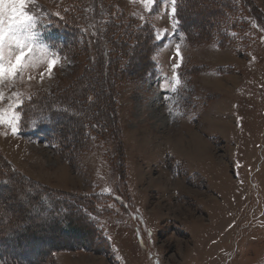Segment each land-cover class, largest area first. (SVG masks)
Masks as SVG:
<instances>
[{
  "label": "rangeland",
  "instance_id": "rangeland-1",
  "mask_svg": "<svg viewBox=\"0 0 264 264\" xmlns=\"http://www.w3.org/2000/svg\"><path fill=\"white\" fill-rule=\"evenodd\" d=\"M247 1L254 2L262 18L255 22L241 6L232 29L231 23L220 22L224 47L210 40L189 43L173 24L177 19L168 0H157L151 10L141 0H35L29 5L40 16L38 43L48 45L59 62L50 76L43 60L13 86H0V109L6 118L11 111L20 117L15 133L0 123V182L16 176L22 184L27 178L56 190L101 194L94 220L110 244L106 253L56 251L44 264H264V0ZM189 12L192 25L211 23L202 19L200 9ZM118 19H124L116 23L127 40L136 30L127 28L130 21L150 33L143 36L144 46L141 42L120 54L111 82L109 73L100 76L95 65L108 58L104 35ZM71 20L83 40L79 46H72L55 22ZM195 34L194 42L210 38L209 32ZM96 51L105 55L98 57ZM174 63L180 67L174 69ZM91 76L99 78L95 93L115 96L111 110L122 123L127 159L104 137L71 165L44 134L25 135L19 128L35 117L29 105L35 100L66 103L72 115L82 112L83 102L68 98ZM63 117L70 116L58 119ZM118 160L124 166L127 161V183ZM0 191L5 199L0 218L11 205L27 203L16 190ZM34 213L13 217L8 227L22 233L24 223L39 222ZM44 240L23 243L21 256L29 259L50 245L51 234ZM11 244H16L13 239L2 246L9 250ZM3 254L0 262L14 264Z\"/></svg>",
  "mask_w": 264,
  "mask_h": 264
},
{
  "label": "trees",
  "instance_id": "trees-1",
  "mask_svg": "<svg viewBox=\"0 0 264 264\" xmlns=\"http://www.w3.org/2000/svg\"><path fill=\"white\" fill-rule=\"evenodd\" d=\"M241 6L243 10L250 12L255 22L258 23L261 20V11L258 10L253 1L248 2L247 0H217V4L214 3V0H204L203 3L199 4H197V0H178V11L175 18L177 19L179 30L186 36L189 43L195 44L210 40L216 43L218 41V45L224 47L226 42L224 41L225 38L220 34L221 30L219 23L229 22L232 24V29L234 25L233 22L236 20L235 16L239 14ZM193 7L194 9H200V16L202 19L210 20L211 23L207 24L205 27H202L204 24L199 26L192 25V15L189 10ZM232 18L233 20L230 21ZM49 21L51 22L52 20H47L48 23H50ZM123 21L124 19H118L115 20V23L107 25V33L104 35V39L108 45L106 49V56H108V58L99 59L96 61L95 65L100 72V76L105 77V74L107 75V72L109 73V80H111V82L116 80L118 75L115 69L117 68L116 65L119 62L120 54L126 53L127 50L132 52V48L139 47L141 42L144 46L147 38V34H145L148 32V30L146 31L147 28L141 26L137 28L136 25L130 21L127 23L128 26L126 25L127 28L130 27L136 30H134L131 39H125V29L123 25H120V27L124 29V32H120L116 23ZM55 22L57 26L60 27V32L65 34L66 39H69V43H73L72 46H79L81 44L83 40H79L76 36V24L73 23L72 20L64 21L63 23L59 21ZM69 30L75 35L68 36ZM198 32L201 34L209 32L210 38L194 42L195 33ZM201 37H203V35H201ZM95 46L97 48V45ZM129 53L126 55L129 56ZM100 55L104 56L105 54H103V52L100 54L96 51V56L100 57ZM147 61L150 64L152 63L150 57H148ZM140 71L139 73L136 72L138 75L135 74V78H138L144 72L142 70ZM98 82L99 78L93 79L91 76L86 85L82 83L81 88L77 91L75 90V93H71V96H69V103L74 104L78 101L83 102L82 105L84 110L81 109L82 112H78V114L77 112H73V115L70 114V109L65 105L66 103L60 106V103L55 105V102L49 105L43 102L42 104H35L36 100L29 102L35 117L30 122L22 124L21 128H19L20 132L25 135L34 131L41 132L46 136L47 141L55 145V151L64 156L71 165L75 164L79 156L83 153L92 150L91 148L100 140H103L104 137H108L109 140L112 139L110 141H113L116 153L119 154L122 150L123 156L125 155L127 159V151H125L122 140V123L120 117L118 121L114 111L111 110L115 96L110 97V95L105 96L95 93ZM105 85L109 87L112 86L107 83ZM88 95H91L92 98L87 101ZM62 98L64 97L62 96ZM71 108L73 109V107ZM85 109L88 111H85ZM60 115H69L70 117L69 119H64V117L58 119ZM70 119L75 121L77 124L76 127L72 128L74 125L71 126L73 121ZM115 132L120 135V146L115 144L117 139ZM116 167L119 174L123 176L125 174V181L127 183V161H125L124 166L123 163L118 160ZM2 170L6 171L5 168H2L1 171ZM6 173L9 172L6 171ZM4 179L6 182H0V190L2 187H5V189L11 188L13 191H18L17 194L23 195V197L26 198L25 200H27V203L24 204L11 205L7 215H5L2 210L4 216L0 218V252L4 253V257L9 262H13L14 264H44L49 256L60 250L84 249L105 253L108 252L107 250H110L108 240L98 229L94 220V216L100 213L99 204L103 198L101 194L94 193L84 195L56 190L27 178H24L25 184H22L20 180H17L18 178L16 176ZM4 201V196H2L0 191V210L3 208L2 204ZM32 211H35L33 217L39 219L38 223L36 220V223H24V231L22 233L8 227L13 217H28L31 216ZM42 213L44 215L43 217L41 216ZM8 216H10V218ZM61 226H64V228ZM46 233L51 234L52 243H50V245L47 244L44 249L37 252L33 257L29 259L23 258L21 253H24V249L20 248L21 245L29 240L44 243L46 242L44 240ZM78 234L80 237L75 238ZM12 239L16 244H11L9 250L7 247L5 248L2 246ZM99 247H105V249L102 250Z\"/></svg>",
  "mask_w": 264,
  "mask_h": 264
},
{
  "label": "snow or ice",
  "instance_id": "snow-or-ice-1",
  "mask_svg": "<svg viewBox=\"0 0 264 264\" xmlns=\"http://www.w3.org/2000/svg\"><path fill=\"white\" fill-rule=\"evenodd\" d=\"M141 2L151 10L157 0H141ZM168 2L171 4V14L175 18L178 11V0H168ZM34 3L35 0H0V86L5 85L6 82L9 86H13L16 79L22 78L29 67H34L43 60L47 61L46 71L50 76L54 66L59 62L56 54L50 52L48 45L38 43L37 28L40 16L29 8V5ZM176 23L177 21L174 19V26ZM166 34L167 30H165ZM157 39H162V37L157 34ZM179 53L180 48L177 45V55L180 61H183V56H180ZM173 67L174 69L179 68L180 64L174 63ZM41 79H43V73ZM179 83L180 79L177 74L176 84ZM175 90L173 88V91ZM18 95V93L12 94L13 97ZM3 99L4 95L0 92V101ZM29 99L31 98L29 97ZM9 107L12 109L14 106L10 104ZM19 118L16 111H11V114L6 118L4 110L0 109V123H8L13 133L18 130Z\"/></svg>",
  "mask_w": 264,
  "mask_h": 264
},
{
  "label": "crops",
  "instance_id": "crops-1",
  "mask_svg": "<svg viewBox=\"0 0 264 264\" xmlns=\"http://www.w3.org/2000/svg\"><path fill=\"white\" fill-rule=\"evenodd\" d=\"M200 71H201V69H200ZM203 73V72H202ZM196 74V73H195Z\"/></svg>",
  "mask_w": 264,
  "mask_h": 264
}]
</instances>
